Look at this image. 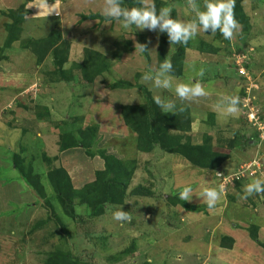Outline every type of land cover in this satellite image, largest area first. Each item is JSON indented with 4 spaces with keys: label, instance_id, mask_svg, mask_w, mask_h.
I'll return each instance as SVG.
<instances>
[{
    "label": "rangeland",
    "instance_id": "374dc122",
    "mask_svg": "<svg viewBox=\"0 0 264 264\" xmlns=\"http://www.w3.org/2000/svg\"><path fill=\"white\" fill-rule=\"evenodd\" d=\"M167 1L166 5H175L178 20H191L193 14L185 0ZM46 2L51 5L54 0ZM197 2L203 7V0ZM243 2V8L253 19L248 23V18L247 31H243L242 26L231 41L225 40L219 32H199L195 38L217 47V53L185 49V60L192 62L185 65L181 77L172 76L175 82L196 80L207 85L208 90L215 91L206 98L208 105L198 107L204 111L200 132L209 136V143L216 151L226 150L236 163L242 161L243 155H254L250 170L246 169L242 177V186L221 189V185L231 179L229 166L224 170L226 175H215L214 170L200 168L176 154H160L157 150L155 160L149 155L141 157L131 133L120 119V105L138 104L142 100L140 89L133 86L140 83V77L137 79L135 74L140 70L144 73L156 69V42L159 36L166 37L167 33L139 30L135 26L124 28L122 22L112 20L108 23L107 20L89 18L96 13L101 15L103 0H55L61 13L46 18L43 0H0V53L3 56L0 60V264H55L58 260L59 264H69L66 259L52 255L53 251L70 252L78 264H141L145 261L152 264L264 263V245H261L264 244V194L256 195L255 199L253 196L242 199L244 187L249 182L264 180V139L250 140V148L241 146L238 135L250 136L253 131L252 122L245 116L241 103L240 112L235 117L225 118L215 107L222 95H238L241 100V92L246 89L253 95L259 109L260 125L257 127L262 130L255 129L264 131V0ZM22 4L26 12L19 27L20 39L13 43L15 46L2 49L7 36L4 27L10 22L7 12ZM53 31L59 32L69 45L67 53L65 47L59 49L67 55L64 69L82 62L86 48L111 53L116 49L114 43L118 39L130 40L131 51L124 52L113 62L110 74L98 77L92 83L79 79L80 72L73 67L77 80L53 84L50 80L56 75L53 63L58 59L38 42L50 37ZM142 32L148 34L147 59L144 53L135 50V44L141 43L139 34ZM243 34L252 39L240 45L239 38ZM178 46L167 49L168 56L174 50L177 52ZM239 52L245 55V59L239 60L236 66ZM201 68L204 69L202 77L198 75ZM241 72L245 79H242ZM113 79L129 81L132 86L110 89L107 84ZM157 91L163 98L180 103L172 91ZM194 103L192 106L196 109ZM36 106L45 108L52 119L51 124L38 120ZM77 115L82 116L83 128L98 126L90 150L93 156L87 155L82 147L59 149L64 120ZM194 122L193 126H200L197 120ZM55 124L60 126L55 127ZM100 150L116 159L137 160L127 193L142 184L159 196L156 199L139 193L124 199L122 210L130 213L131 222L113 218V213L121 205L107 206L104 214L91 219L81 207L76 208L74 219L67 218L59 205L55 184L49 180L51 170L63 168L73 188H81L95 179L97 170L104 168ZM250 159L244 160L242 166ZM147 160L155 163L148 165L151 174L145 167ZM32 176H37L43 187L44 198L40 202H36L33 195ZM66 182L63 180L61 185ZM185 186L194 190L191 201L179 199V192ZM205 187L220 191V200L215 207L209 208L205 203L202 196ZM260 195L261 204L256 203L260 202ZM245 201L248 203H243ZM248 205L251 209L246 207ZM208 212L220 215L221 223L227 227L231 226L229 215L238 213L233 221L248 225V228L236 232L242 231L245 235L244 239L237 241L243 250L251 251L223 253L216 219L220 216L214 218ZM59 215L66 220V228L56 222L55 217ZM253 230L259 243L257 238H252ZM133 232L139 235L134 237ZM132 247V251H125ZM242 256H248L243 259L246 263L241 261Z\"/></svg>",
    "mask_w": 264,
    "mask_h": 264
},
{
    "label": "trees",
    "instance_id": "16d2710c",
    "mask_svg": "<svg viewBox=\"0 0 264 264\" xmlns=\"http://www.w3.org/2000/svg\"><path fill=\"white\" fill-rule=\"evenodd\" d=\"M242 2L243 0H236L235 17L240 25L243 26L242 30L247 31L249 23L248 16L244 11ZM155 3L157 9L159 10L160 7L166 6L169 2L167 0H155ZM123 6H136L135 0H123ZM25 12L26 8L23 4L18 8L11 9L7 12L10 22H6L4 27L7 31V36L2 49L12 47V43L20 39L18 36L20 31L19 27L25 17ZM177 14V10L174 8L171 15L174 19L178 20ZM90 17L107 20L103 15L97 13L90 15L89 18ZM139 40H141V43H147L148 40H146L145 33L142 32L139 34ZM38 42L42 47L45 46L46 50L49 52L51 51V53L53 52L55 59H58L55 63H53L55 64L54 67L56 73V75L52 74L53 76H51L50 79L53 84H58L61 81L68 82L77 80V77L74 76L72 72L73 67L79 70V79H83L87 83H92L96 78L102 77L107 73L110 74V68L112 67L113 62L120 58L124 52L131 51L130 40L125 38L122 40L118 39L114 43L116 49L110 51L111 53L105 54L99 50H95L94 48H86L82 62H75L70 68L64 69L63 63L66 61L65 56L67 55L63 54L64 52H60L59 49L65 47V51L67 53L69 52V45L62 40L59 32L53 31L50 37L39 40ZM171 46L174 45H169L167 36L162 37L161 35L159 37L156 46L157 61L155 63V68H158L159 64L163 62L165 57H171L173 70L170 75L175 77L182 76L181 73L183 72L186 64L184 53L185 49H194L198 52L206 51L209 53H216L217 51V47L209 45L206 41L197 38L190 40L186 45H179L178 48L180 49L177 52H174L175 50L172 51L173 53L168 56L166 51L168 52L167 49H170ZM2 57L3 56L0 53V60ZM144 57L145 59L148 58L147 52L144 53ZM142 74L143 72L141 70L139 73L135 74L137 79L140 77V83L133 84V86L137 87L141 91L142 100H140V103L119 106L120 119L123 121L125 127H127L126 130H129L127 132L131 133V138L134 140L133 144L135 145L136 150L139 151V155L141 157L149 155L152 158L155 157V160L158 157L157 150H159L160 154L168 153L180 155L187 161L191 162V164L197 165L198 167L200 166V168L212 169L214 170L215 175H217V173L226 175L227 172L224 171L226 166H229V169L233 170L230 165L231 160H229V158H232V155H230L226 150H224L226 152L216 151V149H214L209 143V136L205 135V132L202 134V143L194 146L191 141L193 127L192 121L194 117L198 119L200 115L197 114L193 117L190 114L188 106L186 107L185 112L177 113L176 115H173L172 113H162L153 100L155 95H161L157 91L159 89H155L150 83L142 84ZM107 85L110 89H121L132 86V83L122 79H113ZM243 93L244 90L241 94ZM35 114L37 115L39 121L50 123L52 120L49 117L48 112L46 113L45 108L42 106H36ZM81 122L82 116L80 115L72 118L68 116V118L64 120V132L59 137V149L65 150L68 148L82 147L87 152V155L93 156V152L90 150L94 138L96 137L98 126L97 124H94L84 126L83 128ZM54 126L59 127L60 125L55 124ZM252 130L253 131L250 136H245L244 134L238 135L241 146L250 148V140L258 141L259 139L260 141V132L254 127H252ZM245 153L246 152L243 154ZM99 154L104 160V168L102 170H97L95 172V179L84 184L81 188H73L69 182L67 172L63 168L54 167V169L51 170L52 174L49 176V180L55 184L54 188L58 197L59 205L67 218L69 217L70 219H74L76 217L75 211L77 207H81L82 210H84L83 213L90 219L95 218L104 214L107 206L122 205L124 199H128V197L133 194L136 195L139 193H145L147 196H152L156 199L159 197L158 195L150 192L149 189L144 187L142 184H138L129 193L126 192L127 187L134 176L135 166L137 163L136 159L128 161L126 159H116L112 155H107L104 150H100ZM253 157L254 155H243V158L241 159L242 161H239L238 163H236L234 159L232 160H234L235 166H237L239 163H244V160L249 158L252 160ZM248 161H245V163ZM149 163H152V161L147 160L145 167L149 171V174H151V170L148 168ZM232 172L235 173L237 171L233 170L231 173ZM21 175L22 174L20 173V176ZM244 176L245 172L243 175L235 177V182L233 177L226 183L225 188L229 189L233 186L234 189H239L242 186L241 180ZM25 177L26 179L28 178L27 176ZM30 179V184L34 192L33 195L36 198L35 201L40 202V199L44 198V195L42 194L43 187L41 186L37 176H32ZM63 180L67 181L64 183L66 185L63 184L64 186L61 185ZM27 182H29V180ZM61 189H65V191L61 192ZM75 199L77 202H75ZM172 199L173 198L171 197V200ZM173 201L176 203L174 199ZM42 204L44 205V203ZM48 205L50 206V204ZM55 220H57V223H61L63 228H66V220L62 219L61 215L55 217ZM251 234L253 236L252 238H257L254 230ZM148 240L150 241L151 239ZM231 244L232 240L230 238H226V236L221 237L222 246L230 247ZM261 245L264 244L261 243ZM133 247L125 251L130 252L133 250ZM53 254L56 257L58 256L66 259L69 264H78V262L72 258L70 252L63 254L61 252L53 251L52 255ZM55 264H59V260ZM141 264L152 263L150 261H145Z\"/></svg>",
    "mask_w": 264,
    "mask_h": 264
},
{
    "label": "clouds",
    "instance_id": "9594fccd",
    "mask_svg": "<svg viewBox=\"0 0 264 264\" xmlns=\"http://www.w3.org/2000/svg\"><path fill=\"white\" fill-rule=\"evenodd\" d=\"M45 5L44 17L50 14L60 15V9L54 2L49 5L43 0ZM136 6L125 7L123 0H103L101 15L108 23L112 20L122 22L124 28L135 26L139 30H148L159 33H167L169 45H186L190 40H194L199 32L215 34L219 32L225 40L231 41L241 30L242 26L235 17L236 0H203V7L197 0H186V5L193 14L191 20L183 22L174 19L171 15L175 7L174 4L162 6L157 9L155 0H135ZM41 11V9H40ZM107 24V23H106ZM219 45V41L216 42ZM135 50L139 53L148 52L149 49L145 43L135 44ZM240 54V52H239ZM173 70L171 57H165L158 68L145 71L141 76V83H150L155 89L172 91L175 97L180 101L166 99L160 95H155L153 100L162 113H183L186 110L185 102H192L208 96L205 86L199 81L175 82L170 73ZM204 69L199 70L198 75L203 76ZM244 90V89H243ZM242 90V91H243ZM240 97L238 95H222L219 102L215 105L216 110L225 118L235 117L240 112ZM202 139L194 137L193 144L199 145ZM247 168L250 170L251 160ZM243 163L233 167V170H240ZM246 164V165H247ZM244 166V165H243ZM233 171L232 169H230ZM222 173H217L220 175ZM233 172L231 173V176ZM235 179V177H234ZM227 180L222 184L221 189H225ZM194 190L191 186H185L179 192V199L182 201H191ZM245 195L242 199L249 196L264 194V180L254 179L244 187ZM220 191L216 188L205 187L202 196L209 208L215 207L220 200ZM113 218L121 222H131L132 216L128 211L122 210V205L113 213ZM134 237L138 232L131 233Z\"/></svg>",
    "mask_w": 264,
    "mask_h": 264
},
{
    "label": "crops",
    "instance_id": "0c3cea01",
    "mask_svg": "<svg viewBox=\"0 0 264 264\" xmlns=\"http://www.w3.org/2000/svg\"><path fill=\"white\" fill-rule=\"evenodd\" d=\"M243 3V7H244V2H242ZM246 9L244 8V11H245ZM245 13H246V11H245ZM246 15L248 16V18H249V23H251L250 21H252L253 19L251 18V16H250V14H248V13H246ZM179 19V18H178ZM145 33V35L147 36L148 34L146 33V32H144ZM155 33H157V32H155ZM151 36H152V34H151ZM160 37V36H159ZM250 39H252V37L250 38ZM250 39H249V37H248V35H245V34H243L240 38H239V44L240 45H242V43H247L248 41H250ZM17 42V41H16ZM150 42V41H149ZM157 43L158 42H156V46H157ZM13 43H12V47H13ZM15 46V45H14ZM215 47V46H214ZM190 50H193V51H196V50H194V49H190ZM218 51V50H217ZM217 51H216V53H217ZM240 52H241V50H240ZM215 53V54H216ZM202 54V53H201ZM237 54H239V53H237ZM190 62H192V61H190ZM190 62H188L187 60H186V64L187 63H190ZM185 64V65H186ZM194 81H196V80H194ZM205 85H206V82L204 83ZM233 86V85H232ZM205 87H207V88H205L206 89V91L208 92V96H209V94L211 93V92H215V91H210V90H208V86L206 85ZM161 96V95H160ZM208 96H206V97H203V98H199L198 100H195V101H192V102H185L186 103V105L189 107V110H190V114L194 117V116H196L197 114H199L200 115V117H199V119H193V121H192V126L194 125V121L195 120H197V122H199V124H200V126H198V127H195V126H193V130H192V134H191V141L193 142V139H194V137H197V138H200V139H202V132H200V130H201V126H202V121H203V119H204V116H203V110H202V107H198V105H201V106H204V105H208V103H206L205 102V100H206V98L208 97ZM203 99V100H202ZM193 102H195L197 105H196V109H194L193 108V106H192V103ZM194 103V104H195ZM207 111H209L208 109H206ZM213 111V110H212ZM194 129H196V132H194ZM231 159V158H230ZM231 163H230V165H231V167L233 168L234 166H235V162H234V160H232L231 159V161H230ZM257 196L256 195H253V199H255ZM260 197V202H256V203H262V201H263V199H262V196L260 195L259 196ZM243 203H248L247 201H245V202H243ZM246 207H249L250 209H251V205H248V206H246ZM253 209V208H252ZM208 214L209 215H211V217H212V215L213 214H210L209 212H208ZM216 215L217 216H220V215H218V214H215V215H213L214 216V218L216 217ZM230 216V220H231V226L230 227H227L226 225H224L223 223H221L222 222V217L220 216V217H217L216 219H218V227L220 228V235H219V239H220V237H223V236H226V238H230L231 240H232V244H231V246L230 247H226V246H223V248L224 249H221L222 251H223V253H227L228 254V251L229 252H231V253H233L234 252V250L235 251H239V252H244V253H246L247 251H248V253L251 251V250H243L242 249V244L239 242V241H237V240H241V239H244L245 238V235L242 233V231H241V233H239V234H236V232H238V231H240V230H242V228H244V227H246V228H248L247 226L248 225H245V224H243V223H240L239 221H233L234 220V218H236V217H238V213H236L234 216L231 214V215H229ZM240 216V215H239ZM256 231H257V229H256ZM259 232V231H258ZM258 232H257V234H258ZM258 240V241H257ZM257 242L259 243L260 242V240H259V238L257 237ZM219 254H220V252H218ZM250 256H253V255H251L250 254ZM243 257V256H242ZM245 257H248V256H245ZM245 257H243L242 259H241V261L243 260V259H245ZM252 260V259H251ZM243 262H245L246 263V260H243ZM239 264H241V263H239ZM264 264V263H263Z\"/></svg>",
    "mask_w": 264,
    "mask_h": 264
},
{
    "label": "built area",
    "instance_id": "2783aa9c",
    "mask_svg": "<svg viewBox=\"0 0 264 264\" xmlns=\"http://www.w3.org/2000/svg\"><path fill=\"white\" fill-rule=\"evenodd\" d=\"M243 59H245V55L242 54H238L236 56V66L237 63H240ZM240 60V62H239ZM241 76L243 77L242 79H245V76L243 75V73L241 72ZM241 101V106L243 107V111L245 112V116H247V119L252 122V127L254 128H258L259 130H262V128L257 127L260 125L259 120H258V114H259V109L257 108L256 104L254 103V97L253 95H251L246 89L244 90L243 93V97L240 100ZM258 130V131H259ZM259 137L263 140L264 139V131H259ZM250 163L245 165V166H241L240 170H237V172L233 173V175L231 176V179L233 177H238L239 175H243L244 172L246 171V169L249 167Z\"/></svg>",
    "mask_w": 264,
    "mask_h": 264
}]
</instances>
